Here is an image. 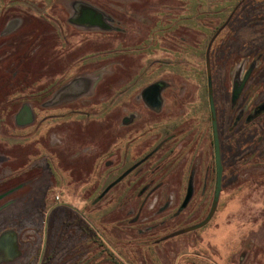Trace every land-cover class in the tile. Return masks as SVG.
Here are the masks:
<instances>
[{
    "label": "rangeland",
    "instance_id": "1",
    "mask_svg": "<svg viewBox=\"0 0 264 264\" xmlns=\"http://www.w3.org/2000/svg\"><path fill=\"white\" fill-rule=\"evenodd\" d=\"M181 1L186 4L183 8L177 6ZM181 1L166 0L164 8H161L159 0H151L153 11L141 10L135 13H150L153 17L179 12L191 14L192 0ZM198 1L200 20L195 22L184 19L180 22L182 34L178 33L177 38L168 35L166 39L162 38L165 42L158 43L159 39L155 38L152 39L156 42H152L148 37H139L131 32L128 25L123 24L118 39L125 40L127 44L119 42L117 52L104 55L105 60L100 69H96L95 65L89 66L93 61V52L82 56L86 58H81L85 61L82 65H67L72 56L68 54H60L53 59L45 52H24L31 48H23L20 54H0V160L6 159L9 167L7 170L12 168V172L27 159L26 152H22L25 149L19 150L23 147L21 144L50 142L52 135L48 134L49 121L44 125L42 121L35 122L32 126L36 127V131L33 133L31 128L15 130L13 126L16 123L12 114L17 108L9 107L11 103L6 106V111L3 110L5 103L2 100L5 95L21 91L25 102L37 101L46 105L45 99L49 98V94L55 92L60 96L63 93L60 89L64 78L59 76L63 71L67 74L65 77L73 78L79 74L100 72L101 69L106 78L101 84L103 94L110 96L114 90L115 95L117 91L121 95L118 102L110 101L109 98V101L99 103L96 107L85 109V115L81 116L89 120L87 123L82 120L81 125L86 124L91 126L92 131H99L93 137L95 140H88L94 141L93 146L102 152L99 160L101 164L94 165L91 171H102L98 190L92 187L94 179L88 181L85 185L87 196L83 199L75 192L73 183L70 191L62 192L58 184L53 185L57 183L54 177L43 175L40 180L32 183L35 187H30L32 190L29 195L31 197L35 191L41 195L47 189L46 198L43 197L47 204L58 195L60 200L67 202L65 204L85 211L103 237L128 264H264V113L258 115L257 112L261 107L264 110V0L254 1L255 5L251 0L227 1L230 5L224 13L230 20L228 36L221 32L209 54L206 49L212 33L207 30L208 22L201 18V15L206 17L210 13L208 0ZM13 3L7 7V12H16L15 1ZM254 15L257 17L254 18ZM13 23L11 21L9 26H13ZM174 24L171 23L172 27ZM136 25L141 26V23L136 22ZM137 40L142 41L139 48ZM146 40L149 43L143 42ZM89 42L86 47L92 48L94 45ZM156 43L161 46L160 49ZM114 44L117 43L111 37L104 40L108 51ZM207 57L210 61L224 172L212 217L204 226L194 229L193 226L208 215L213 199ZM52 77H55L53 86L50 83ZM158 79L165 81L166 87L162 91V109L155 113L137 97L143 87ZM244 82L240 96L235 99V89ZM93 109L96 110L93 112ZM130 112L135 114V119L128 126L120 118ZM247 116L256 117L248 122ZM117 126H123V129L116 145L122 148L121 154L127 149V162L159 149L143 163L141 173L134 176L129 185L124 181L118 183L98 203H94V197L115 176V167L107 166L106 162L108 160L112 163L114 160L116 146L111 148L110 143L114 140L113 131ZM74 127L71 126L72 129ZM57 136L60 141L67 140L65 134ZM71 140L76 141L77 138ZM76 151H72L70 159L79 158ZM47 163L39 169H29L26 177L36 173L46 174L48 167L53 172L52 165ZM66 167L70 169L71 175L81 172L79 162ZM86 170L89 171V167ZM56 171L61 172L60 169ZM193 173V196L178 214L177 208L183 201L188 180ZM8 179L11 183L5 182V188L17 181L15 175L11 180ZM59 214L63 218L62 225L75 216L67 206L46 209L44 225L50 229ZM16 215L14 210L0 214V231L13 225L16 231L20 229L22 238L31 240L36 237L41 245L43 226L34 224L35 214L25 212L20 218H16ZM43 217L44 214H39V222L43 221ZM4 222L7 226L3 225ZM22 223L24 229L19 225ZM86 228L87 238L94 237V232ZM83 236L80 223L74 220L58 236L61 240L55 246L54 260L47 264H71L76 256L84 259L86 264H112L108 261L105 246L103 252H99L89 240L80 250L79 246L78 250H67L65 243L68 240L78 241ZM71 253L74 255L64 261L66 254Z\"/></svg>",
    "mask_w": 264,
    "mask_h": 264
},
{
    "label": "flooded vegetation",
    "instance_id": "2",
    "mask_svg": "<svg viewBox=\"0 0 264 264\" xmlns=\"http://www.w3.org/2000/svg\"><path fill=\"white\" fill-rule=\"evenodd\" d=\"M13 1H15L16 12H7L9 9L7 7L14 5ZM120 1H125L128 3L124 4L123 2L120 3ZM150 1L151 0H0V54H20L23 53V48H31L30 50L27 49L24 52H45L50 54L53 59H55L60 54H68L72 56L70 57L71 61H69L67 65H76L78 63H81L82 65V62L85 61L81 60V58L86 60V58L82 56L86 53L93 52V61L90 60L92 63H89V66L95 65L96 69H100L99 67L102 66V62L105 60L103 58L104 55L117 52L119 42L127 44L125 43V40L120 41L118 39V33L121 31L123 24L128 25L131 29V32H135V34L139 37L159 39V41H157L159 43L163 41L162 38L166 39L168 35H170V38L179 37L178 33L182 34V25L180 22H182L184 19H186V21L193 20L195 22L200 20V16L197 13L199 7L198 0L191 1V6L193 9L192 11L194 12L191 14L185 15L179 12L178 14L176 13L173 15L160 14L158 17H153V15H150V13H143L142 15H139L141 13H135L141 10L148 12L151 10L153 11L154 5L151 4ZM227 1L230 0H208L207 5L208 11L210 13L206 17L201 15L202 20L205 18V20L208 22L207 30L212 33L210 35L206 49L207 54L212 52V44L214 43L215 39L220 36L221 32H223V35L225 34L228 36L230 20L227 19V15L224 13L227 6L230 5L226 3ZM251 1L253 4L254 1L256 2L257 0ZM165 2L166 0H159V5L161 8H164ZM182 2L183 1H181L179 5L177 4V6L181 8L186 6V4H182ZM120 11L123 13L120 14ZM256 17L257 16L254 18ZM228 18L230 19V17ZM11 21H14L13 26H9ZM136 22H140L141 26L136 25ZM172 22L175 23L174 27L171 25ZM107 37H111L112 40L117 43L114 44L112 49H109V51L104 45V40ZM87 42L94 46L92 48L86 47ZM141 42V40H137L138 48ZM143 42L149 43L148 40ZM152 42H156V40L152 39ZM158 43L156 44L160 49L161 46L159 47ZM155 46L156 45H154V47ZM78 54L81 55L79 56ZM149 60L148 63H150ZM148 63H146V65ZM83 65L86 64L84 63ZM65 67L63 70H65ZM69 68L70 67L68 66L67 69ZM99 71L100 72L97 71L93 74H79L73 78L65 77L67 74L65 71H63L64 73L59 75L61 76V79L64 78L62 81V89H60V91L63 93L60 96H58L55 92L49 94V98L45 99L47 101L46 105L37 101H31V103L25 102L21 91L13 94L10 93L9 95L4 96V100H2L3 103H5V106L3 107L4 109L2 108L4 111H6L8 108L6 106L11 103L12 104L9 107L15 106L17 108L14 114H12L14 123H16V125L13 126L15 130L22 131L23 129L31 128L33 133L36 131V127L32 126L35 122L42 121L44 125L46 121H49L48 129L50 130L48 134H51L52 137L50 142L38 141L34 143L21 144L23 147L19 148V150L22 151L25 149V151L22 152H26L27 159L24 160V164L13 170V172L12 168L7 170L9 167L5 161L6 159L3 158L4 160H0L1 169L6 171L5 174L0 177V201L2 200L0 202V214H6L9 210H14V212L17 214L16 218H20L21 214L25 212H31L32 214H35L34 217H36L34 224L37 226L42 224L43 226L41 245L38 243L36 237H33L31 240L22 238L19 234L20 229L16 231L13 225L12 227L8 226L3 228L0 231V264H47L48 262H51L54 260L55 246L59 245L61 240L58 236H60L61 232L65 231L69 226H71L74 220L80 223V233H84V236L83 239H77L78 241L68 240L65 243L67 250H78L77 246H79L80 250V248L87 243V240H89L94 243V245L99 249V252H103V247L105 246L107 250L106 255L109 257L108 261L110 263L128 264L123 259V256L119 255V253H117L103 237L100 229L91 222L85 211L77 209L70 204H65L67 202L60 200L58 195L51 199L50 204H47L46 200L43 199V197L46 198L47 189L45 191L43 190L41 195H38L37 191H35L31 196L32 199L29 195V191L35 187H33L32 183L40 180L43 175H48L52 178L54 177L57 183H53V185L56 186L58 184L57 187L60 189L62 188V192L67 190L70 191L69 188L72 185L71 183H73L76 188L74 189L75 192L79 193L80 197H83V199L87 196L88 190L85 189V185L89 183L88 181L94 179L92 187L95 188V190H98L99 183L101 182L102 178V171L98 172V170H96L98 173H91V171L94 165H97L98 163L101 164V161L99 160L101 158L102 152L100 148H95L93 146L94 141L88 140H95L93 137L97 136L99 131H92L91 126L88 127L86 124L81 125L83 122L82 120H84L85 123L89 121L86 119V117L82 118L81 116L85 115V113H83L85 109L92 108L93 106L96 107L97 104L107 101L109 98H111L110 101L118 102L121 96L120 94H117L118 91L116 96L113 92L114 90L111 92L110 96L103 94L101 84L106 80V78H104L102 75V69ZM206 73L207 102L209 107L211 130V167L214 180V194L216 172L210 114V91L213 105L214 99L209 57H207L206 60ZM56 75L57 74L53 76ZM54 78L55 77H52L50 81L52 86L53 83H55ZM245 82L235 89L233 95L235 99L240 96L245 86ZM165 87V81L161 79L155 80L141 89L137 99H139L149 110L158 113L163 106L164 100L162 97V91ZM33 97H35V95ZM130 97V101H132L133 95ZM95 110L96 109H93V112ZM44 111H46V114ZM257 112H259L258 115H261L264 113V110H262L261 107L259 110H257ZM255 117L256 116H247L246 120L248 122L253 121ZM134 119L135 114L130 112L125 115V117L121 116L120 121L129 126L133 123ZM73 125H75V127L72 129L71 126ZM121 129H123V126L120 128L118 126L114 128V140L112 143H110L111 148L116 146L114 148V160H112V163H110L108 160L106 162L107 166L115 167L113 168L115 176L113 180L109 182V184L105 186L96 195V197H94V203H98L100 199L103 198L104 194L109 192L111 188L116 186L118 183L124 181L125 184L129 185L130 181L134 180V176H137L139 173H141L143 163L159 149V147H155L156 149L147 153L144 157L137 160L134 159L132 162H127V156H129L127 149L125 148V151L122 153L124 157H122L120 152V149L122 148L116 145V142L121 134ZM60 133L65 134L67 140L60 141L57 136V134ZM71 138H77V140L74 141L71 140ZM74 150L78 151L79 158H74L72 160L70 159V155L73 154L72 151ZM219 150L220 161L222 164L220 144ZM133 153L134 152L132 151V154ZM75 159L77 161H75ZM47 161L52 165L53 172L48 169V167L46 174L36 173L32 176L29 173L30 176L26 177L27 171H30L29 169H34V167H38L39 169L40 166H46L48 165ZM75 162H79V165L81 166L79 171L81 172L71 175L70 169H68L66 166L74 164ZM195 164H197L196 159ZM29 165H31L30 168ZM86 167H89L90 170H86ZM59 169L61 172L57 173L56 170ZM223 172L222 164L221 183ZM194 174L195 173H193L190 177L191 179L188 180L183 201L177 208L178 214L187 206L193 196ZM13 175H15L17 179L16 183L9 188H5L6 183H11L8 178L11 180ZM93 175L94 177H92ZM24 176L26 177L25 179ZM77 181L80 183H78L76 186ZM2 182H4L3 185H1ZM122 188H124V185ZM189 190L191 193L189 199L186 201V196ZM143 191H145V189H143ZM55 198L57 200H54ZM57 206H67L69 210L74 212L75 216L69 222L64 221V225H62L61 222L63 218L62 215L59 214L57 219L55 217L53 225L50 227V229H48L46 224L44 225L46 209L52 210V208ZM39 214H41V216L44 214L43 221L39 222ZM3 219L4 221L6 220L5 215ZM198 224L194 225L193 228L196 229L202 227L206 223L197 227ZM3 225L7 226V223L4 222ZM19 225L23 226V229L25 228L24 223ZM17 227L19 226L17 225ZM86 227H89L94 232V237L87 238L86 234L88 229ZM73 255L74 253L66 254V258L63 260H68L69 257ZM76 257L77 258H75L71 264H86L84 259L80 258L79 256Z\"/></svg>",
    "mask_w": 264,
    "mask_h": 264
},
{
    "label": "water",
    "instance_id": "3",
    "mask_svg": "<svg viewBox=\"0 0 264 264\" xmlns=\"http://www.w3.org/2000/svg\"><path fill=\"white\" fill-rule=\"evenodd\" d=\"M210 91V90H209ZM209 100H210V114H211V125H212V132H213V144H214V158H215V185H214V194H213V199L211 203L210 210L208 212V215L206 218L200 222L197 227L204 225L207 223L210 218L212 217L216 206L218 202V198L220 195V190H221V177H222V164L220 161V150H219V141H218V135H217V124H216V115H215V110H214V105L212 103L211 99V91L209 92ZM191 191H188V194L186 196V201L189 199Z\"/></svg>",
    "mask_w": 264,
    "mask_h": 264
},
{
    "label": "crops",
    "instance_id": "4",
    "mask_svg": "<svg viewBox=\"0 0 264 264\" xmlns=\"http://www.w3.org/2000/svg\"><path fill=\"white\" fill-rule=\"evenodd\" d=\"M0 163H1V161H0ZM0 166H1V164H0ZM5 172H6V171H3V169H1V167H0V177H2V175L5 174Z\"/></svg>",
    "mask_w": 264,
    "mask_h": 264
}]
</instances>
